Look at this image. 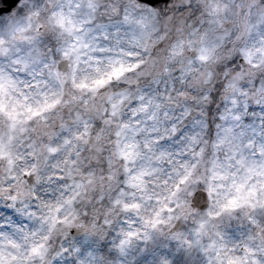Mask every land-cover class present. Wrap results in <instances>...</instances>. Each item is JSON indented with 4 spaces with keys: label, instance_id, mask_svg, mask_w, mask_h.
<instances>
[{
    "label": "clouds",
    "instance_id": "clouds-1",
    "mask_svg": "<svg viewBox=\"0 0 264 264\" xmlns=\"http://www.w3.org/2000/svg\"><path fill=\"white\" fill-rule=\"evenodd\" d=\"M0 264H264V0H0Z\"/></svg>",
    "mask_w": 264,
    "mask_h": 264
}]
</instances>
